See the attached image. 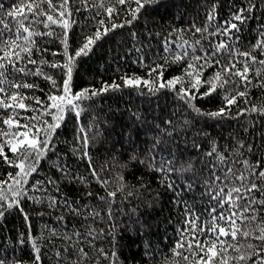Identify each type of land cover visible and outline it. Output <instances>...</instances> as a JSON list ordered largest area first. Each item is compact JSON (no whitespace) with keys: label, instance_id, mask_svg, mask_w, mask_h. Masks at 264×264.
Listing matches in <instances>:
<instances>
[{"label":"trees","instance_id":"1","mask_svg":"<svg viewBox=\"0 0 264 264\" xmlns=\"http://www.w3.org/2000/svg\"><path fill=\"white\" fill-rule=\"evenodd\" d=\"M18 2L20 0H11V3L14 4ZM87 2L93 7L83 8L82 0H70L74 9H81L79 13L75 11L72 13L71 19L75 23L67 30L68 51L70 53H74L75 49L81 46L85 36L95 31V27L101 18L105 20V24L100 26L101 28H110L112 22L127 18L123 10L126 6H121L119 16L109 20L104 9L98 6V0H87ZM109 2L114 3L115 0H105V4ZM241 2L242 0H157L155 4L146 5L142 9L138 21H134L132 25L110 29L109 33L96 41L86 55L75 58L72 87L78 89L92 85L98 89L102 86L103 81L111 83L113 79H116L117 83H121V77L124 74L130 76L136 74L145 79L154 78L153 74L149 72V68L155 69L158 64L165 65L163 79L166 80L169 76L181 72L184 67L183 63L173 64L170 61V55L177 50L176 46L185 41L189 44L199 41L200 45L197 46V52H199L200 46L211 51L212 43L228 37H222L219 34L210 35V33H215L216 27L229 18L230 14L236 10V6L241 5ZM246 2L247 0H244V3ZM257 2L259 3V0ZM0 3H4L5 9L9 6L8 0H0ZM53 3L59 6L58 0H53ZM213 3L218 4V8L214 10L218 15L214 19L208 20V10L211 9ZM43 6L46 10L48 9L47 3ZM52 11L54 16H59V13ZM3 16L4 10L0 9V18ZM90 17H95V19ZM41 19H46V17H41ZM145 22H147L146 25ZM9 23L12 24L14 30V22L9 19ZM25 23L34 22L25 21ZM260 25H264V13L257 7L252 18L242 26V30L238 33L241 39L233 47L240 52L252 51L251 45L259 38ZM50 26L53 28L54 36L35 37L39 48L47 51L33 49V57L30 59H35L36 64H25V67L31 71L28 74L12 73L9 69L8 79H24L29 83L39 85L38 89L29 91V99L25 101L33 105L35 102L30 99L33 94L44 98L49 90H52L51 82L46 80L43 75L36 74L37 67L47 75L53 76L58 83H62L63 79L62 65L61 67H53L55 61L65 59L62 43L63 29L53 23H50ZM196 28H203L204 31L197 32ZM34 29L37 32H47V28L42 23H34ZM133 31L138 35L136 40L131 37ZM149 32L152 35H149ZM9 34L11 33L7 31L4 33L5 36ZM165 41L169 46V52L164 50ZM191 51L192 49L189 48V53ZM253 54L258 57L260 55L257 51H253ZM232 55L235 56L236 53L233 52ZM41 58L46 63L40 64ZM166 58L168 59L167 63ZM218 59L228 63V54L221 52ZM249 63L253 68L259 67L258 64L252 65L251 61ZM216 70V67H212L206 69L205 72L206 75H211ZM249 75L254 76V72L249 73ZM261 76L264 77V70H262ZM228 79L231 81L232 77L229 75ZM237 80H239L238 77ZM178 87L179 85H177ZM228 87L244 90L243 82L239 84L230 83ZM247 91V99L238 98L235 104L231 106L233 115L230 118L199 117L188 110L190 113L188 118L196 120L201 129L209 131L211 137H216L219 147L229 159L226 164L219 165V162L209 157H204V160L201 161L197 151L185 153L186 159L189 156L196 157L193 160L194 167L192 170L174 177L175 190L170 189L166 183H161L159 164H157L156 169H151L145 164H141L139 160L130 161L129 156L137 150L141 154H145V150L149 149L153 143L156 126L163 128L169 120L173 121L174 125L179 124L186 112L187 105L177 98L175 90L160 89L158 92L150 93L148 86L143 83L136 86L122 85L120 89H110L107 92L98 93L91 100L84 102L79 120H77L75 113L66 114L55 134L57 137L53 141L55 146L49 148L46 155L40 158L37 171L30 174L29 180L31 183L38 180L46 181L49 177H55L59 180V169L54 164L58 155L61 158V163L65 162L66 157L67 163L74 172H79L80 175L90 178L87 159H81L77 152H73V145L77 143L75 136L78 124H84L86 127L90 124L98 126L103 129L100 136H95L94 129L88 128L89 135L93 140L90 153L97 171L103 169L101 177L103 179L111 178L109 189L117 190V194L114 199H109L107 202L98 200L95 195L91 199H86L83 198L84 193L89 190L105 196L104 186L95 180H91L90 185L62 181L60 185L62 192H66L72 198L81 197L83 204L93 206L82 209V212H91L93 208L98 212L97 216H88L87 219L65 213L66 226L70 229L75 225L82 234H87L93 226L97 229H103V234L95 238L96 246L102 245L105 251L115 248L117 253L116 264H164L165 259L171 260L172 264H192L195 258L186 246L178 249L179 255H174L171 251L181 235H185L186 239L191 238L181 231V229H190V225L185 221L193 218L183 214V201L187 200L194 215L199 216L198 227L205 226V222L210 225L211 220L208 215L210 209L216 207L218 212L222 209L218 204L210 201L209 195L205 191V183L212 179L209 165L217 163L219 167L224 169L228 165H232L234 172L242 171L241 165L234 164L231 156L235 155L236 160H240L241 157L235 153L230 155L231 148L235 146L230 134L245 139H251L252 135H257L259 138V132L264 129V114L245 112L241 113L240 116L235 115L238 108H248L251 104L264 106V88L252 87ZM10 92L11 88L9 87V91L0 93V96H8ZM195 103L201 108L211 110L221 106L222 98L221 95L197 96ZM17 113V118L21 120V124L8 129V126L3 124L2 116L10 115L11 108L3 109L0 107V129L14 131L16 127H19L21 130H25L24 124H28L29 128L32 127L34 121L30 120L29 117L34 114L33 108L17 109ZM137 113L142 115L137 116ZM44 119L50 120V116L45 115ZM184 136V131H178L172 140L175 144L183 147ZM187 136L191 141L192 133L188 132ZM196 139L202 144L206 143L199 137ZM0 140H4V137L0 136ZM164 141L167 143L168 137L165 136ZM225 144L229 146L228 149H224ZM188 147L191 148L190 142ZM6 152L10 156L13 155L10 149L6 148ZM153 155L159 160L164 153L160 148H156ZM244 155H248V153L245 151ZM114 157L115 160H113ZM125 162H127V166L121 168ZM16 170V166L6 165L0 158V179H5L8 172H15ZM117 172H122L124 176L126 183L123 190L118 189ZM217 174L223 177L224 172L218 171ZM187 181L196 185L194 190L186 188L185 182ZM215 183L219 184V182ZM25 186L29 189L27 197H34L35 199L21 196V205L13 206L12 209L6 211L5 216L0 217V258L7 256L11 261L13 257H17L30 262V243L20 245L18 234L20 232L27 233L31 230L32 235L38 238V245L43 247V264H54L53 244L49 242V230L56 228L58 231H62L61 224L65 223L57 221L61 209L48 206L50 203L49 196L56 195L55 189L46 184L39 185L38 189H32L30 184ZM208 186L212 187L213 185L209 184ZM9 187L8 184L3 185L6 193ZM227 190L225 188V193ZM181 192H183L182 197L178 196V193ZM7 194L11 198L10 193ZM178 200L180 203H177ZM0 203H5V201L0 200ZM109 204L112 207L111 217L107 214ZM20 207L29 214L27 220L19 210ZM41 233H43L42 239H40ZM196 235L203 240V235L199 231L196 232ZM88 239L94 238L89 236ZM51 240L55 242V246L63 243L62 237L53 235ZM81 243L84 241L82 240ZM85 250L89 252L92 259L95 258L96 253L86 243ZM198 255H203V253L198 252ZM87 264H92V261H87ZM101 264H108V260L102 258Z\"/></svg>","mask_w":264,"mask_h":264},{"label":"snow or ice","instance_id":"2","mask_svg":"<svg viewBox=\"0 0 264 264\" xmlns=\"http://www.w3.org/2000/svg\"><path fill=\"white\" fill-rule=\"evenodd\" d=\"M47 3L48 9L44 8ZM157 3V0H115L105 4V0H98V6L104 9L109 20H113L115 16H119L121 6H126L124 15L127 17L124 20L112 22L109 27L100 26L105 24L104 18L98 21L95 31L83 38V43L75 49L74 53L68 51V29L75 23L71 19L72 13H79L81 9H74L71 6L70 0H58L59 6L53 3V0H20L18 3H11L8 0V7L5 9L4 3H0V9L4 10L3 18H0V93H7L11 88L10 95L0 96V107L3 109L11 108V114L2 116L3 124L12 129L13 126H19L21 120L18 119L17 109L24 110L33 108L34 114L29 117L34 121L32 127L24 124V129L16 127L14 131H6L0 129V136L4 140H0V158L6 165L16 166L15 172H8L5 179H0V200L5 203H0V217L5 216L6 211L12 209L13 206L21 205V196L27 197L29 191L26 184H30L32 189H38L39 185L46 184L55 189L56 195L49 196V207L61 209V214L57 216L58 222L61 224L62 231L56 228H51L49 242L53 244L52 254L55 258L54 264H87L91 260L92 264H101V259L108 260V264H116V250L111 248L110 251H105L103 246H96L95 238L103 234V229H97L94 226L87 234H82L80 229L73 225L70 229L66 226L65 213L72 214L74 217L88 216L95 217L98 212L93 208L91 212H82V209L93 207L90 204H83L81 197H69L66 192L61 191V182L69 183L80 182L83 185H90L91 180H95L98 184L103 185L105 196L99 193H93L90 190L84 193L86 199H91L93 195L102 202H107L109 199H114L117 190L109 189V181L111 178L103 179L101 172L97 171L93 163V157L90 153V147L93 143L89 135L88 128L94 129V135L100 136L103 129H100L94 124L86 127L84 124H78L76 127L75 139L77 143L73 145V152H77L81 159H87L89 165L90 178L80 175L79 172H74L71 166L65 162L61 163V158L58 155L54 161L56 168L59 169L60 179L49 177L46 181H36L31 183L29 180L30 174L37 171V164L41 157H44L49 148L54 147L53 141L57 139L56 132L65 115L75 113L77 120L80 119L83 111V104L98 93L107 92L110 89H120L124 86L144 85L148 86L149 92H158L160 89H173L176 91L178 99L182 100L187 109L179 124H173L169 120L163 128L156 126L154 131L156 135L153 137V143L149 149L145 150V154H141L138 150L134 151L129 160H139L141 164H145L148 168L156 169L157 164L160 165L161 183H166L170 189L175 190V179L178 175H182L193 169V160L196 157L189 156L185 158V153L197 151V155L201 161L204 157L212 158L219 162V165L226 164L229 157L224 155V151L219 147L218 139L211 137V133L201 129L199 124L194 119H189V111L195 113L199 117L207 118H230L233 113L231 106L235 104L238 98L247 99L248 89L252 87L264 88V77L261 76L264 70V25L259 26V38L251 45L252 51L240 52L233 45L240 41L241 37L238 33L242 30V26L252 18L257 7L264 13V0H247L241 5L236 6L229 18L225 19L222 24L216 27L215 33L220 36L228 37L220 39L218 42L211 44V51L203 46L199 47V41L189 44L185 41L183 44H178L177 50L170 55V61L173 64H184L181 72L169 76L166 80L163 79L165 67L164 64H158L155 69L149 68V72L154 78L145 79L143 76L136 74H124L121 77V83H117L113 79L111 83L103 81L100 88H95L92 85L74 89L73 84V65L76 57L86 55L92 49L96 41L103 35L109 33L110 29H117L124 25H132L134 21L139 20L142 14V9L146 5ZM83 8H91L87 0H82ZM218 8L217 3H213L211 9L208 10V20L214 19L218 13L214 10ZM59 13V16H54L53 11ZM99 15V13H97ZM46 17V19H41ZM95 19V17H90ZM11 19L15 28L9 23ZM30 21L34 23H42L47 32H37L34 29V23H25ZM50 23L61 26L63 29L62 43L65 59L63 61H55L53 67H61L63 72L62 83H58L51 75L44 73L39 67L36 68V74L43 75L46 80L52 84V90H49L46 97L40 95H32L30 99L35 102V105L26 103L29 99V91L39 88L38 84L29 83L24 79H8L9 69L12 73L28 74L31 69L25 67V64H36L33 57V49L41 50L37 45L36 36L43 38L45 35L54 36L55 33ZM147 22H145L146 25ZM11 34L5 36V32ZM173 31H176L173 29ZM197 32L204 31L203 28H196ZM152 35L151 32L148 33ZM133 40L138 39L135 31L131 33ZM165 52H169V46L165 41ZM189 48L192 49L189 53ZM182 50V51H181ZM253 51L259 52V57L253 54ZM221 52L228 54V63H224L218 56ZM236 55L233 56L232 53ZM26 54V55H25ZM141 59H143L141 57ZM186 61V62H185ZM259 65V67H251ZM19 62V63H18ZM168 59L166 58V63ZM46 61L41 58L40 64ZM216 67L217 70L211 75H206L205 70ZM66 70V71H65ZM254 76L249 75L253 73ZM232 77L229 81L228 76ZM237 77L239 80H237ZM243 82L244 90L239 88L233 89L228 87L230 83L239 84ZM7 85V86H6ZM177 85L179 87L177 88ZM24 89V91H21ZM212 95H221V106L206 110L199 107L195 100L199 97H210ZM38 110V111H37ZM255 112L264 114V106L251 104L248 108H238L235 115L240 116L241 113ZM23 114V113H20ZM45 115L50 116V120L44 119ZM142 114L137 113V116ZM146 123V122H145ZM178 131H184L183 147L175 144L172 140ZM247 131V130H245ZM192 133V139L189 141L187 133ZM31 133V134H29ZM168 137V142L165 143L164 137ZM42 137V138H41ZM197 137L206 143L202 144L197 141ZM211 137V138H210ZM231 139L235 142V146L231 148L230 155L235 153L241 157L236 160V156L231 158L234 164H240L242 171L234 172L232 165H228L226 169L219 167L217 163L209 165L211 169L212 179L205 183V191L209 195L212 202L218 204L222 210L217 211L216 207L210 209L211 224L205 222V226L198 227V215H194L192 207L187 200L183 201L184 215L192 216L190 220L185 222L190 225V229H181L183 233L191 238H185L181 235L171 249L174 255H179L178 249L185 246L191 251L195 258L192 264H264V129H262L257 138V135H252L251 139L238 138L230 134ZM189 142L191 148L188 147ZM135 143V141H132ZM6 148L10 149L13 155L6 152ZM156 148L164 153L157 160L153 152ZM227 144L224 149H228ZM248 155H244V152ZM203 153V155H200ZM255 157V159H253ZM115 160V157L113 158ZM127 166V162L121 165V168ZM218 171H223V177L218 175ZM118 180V189L123 190L125 187V179L122 172L116 173ZM219 182V184L215 183ZM8 184L10 187L7 193H10L11 198L6 193L3 185ZM186 188L194 190L196 185L191 181L185 182ZM212 184V187L208 185ZM225 188L227 192L225 193ZM183 192L178 193L182 197ZM35 199L34 197H27ZM39 202V201H37ZM177 203H180L178 200ZM19 210L23 213L24 218L28 219V213L22 207ZM109 217L112 215V207L109 204L107 209ZM103 218V217H101ZM199 231L203 235V240L196 235ZM62 237L63 243L55 246V242L51 240V236ZM91 236L94 239H88ZM75 237V239H73ZM43 238L41 233L40 239ZM38 238L32 235L31 230L27 233L20 232L18 234V243L24 245L30 243L31 261L27 262L20 258L13 257L9 261L7 256L0 258V264H43V247L38 245ZM84 243H81V241ZM85 243L96 253L95 258L89 256V252L85 250ZM63 249V250H61ZM147 251V249H146ZM198 252L203 255H198ZM149 255H152L149 253ZM187 259V257H185ZM164 264H172L171 260L165 259Z\"/></svg>","mask_w":264,"mask_h":264}]
</instances>
